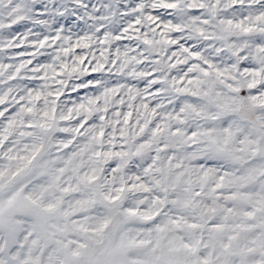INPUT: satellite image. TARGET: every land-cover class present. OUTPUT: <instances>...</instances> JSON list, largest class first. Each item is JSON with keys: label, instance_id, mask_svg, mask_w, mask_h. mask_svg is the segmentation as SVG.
<instances>
[{"label": "snow or ice", "instance_id": "obj_1", "mask_svg": "<svg viewBox=\"0 0 264 264\" xmlns=\"http://www.w3.org/2000/svg\"><path fill=\"white\" fill-rule=\"evenodd\" d=\"M0 264H264V0H0Z\"/></svg>", "mask_w": 264, "mask_h": 264}]
</instances>
